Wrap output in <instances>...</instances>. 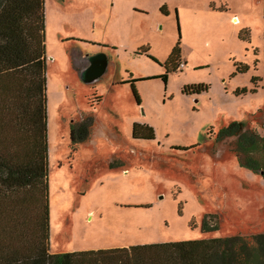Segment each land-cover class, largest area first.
Here are the masks:
<instances>
[{
    "label": "rangeland",
    "instance_id": "1",
    "mask_svg": "<svg viewBox=\"0 0 264 264\" xmlns=\"http://www.w3.org/2000/svg\"><path fill=\"white\" fill-rule=\"evenodd\" d=\"M262 5L44 0L50 254L264 233V149L256 173L241 165L235 138L217 140L233 123L264 138ZM177 42L185 60L168 66L166 83L146 80L165 74ZM94 56L108 68L87 82ZM193 84L208 90L184 95ZM2 120L10 140L12 111ZM134 123L155 139H133Z\"/></svg>",
    "mask_w": 264,
    "mask_h": 264
},
{
    "label": "trees",
    "instance_id": "2",
    "mask_svg": "<svg viewBox=\"0 0 264 264\" xmlns=\"http://www.w3.org/2000/svg\"><path fill=\"white\" fill-rule=\"evenodd\" d=\"M160 11L166 14L163 7ZM44 13V0H0V264H264V233L249 239L233 236L49 253ZM262 19L264 91V0ZM180 54L177 42L164 64L165 74L146 80L166 83L167 74L178 68ZM134 82L130 79L123 84L131 85L140 105ZM207 90L206 85L193 84L184 86L182 93L197 95ZM247 92L237 89L234 95ZM6 108L13 118L14 136L10 140L1 135ZM85 124L84 138L92 123ZM78 131L83 133L80 126ZM131 135L136 139L155 138L151 127L138 123L132 125ZM231 137L236 138L235 153L241 165L261 172L263 161L254 155L263 151L264 138L246 129L245 124L233 123L220 130L217 140ZM205 230L214 232L217 225L207 223Z\"/></svg>",
    "mask_w": 264,
    "mask_h": 264
},
{
    "label": "water",
    "instance_id": "3",
    "mask_svg": "<svg viewBox=\"0 0 264 264\" xmlns=\"http://www.w3.org/2000/svg\"><path fill=\"white\" fill-rule=\"evenodd\" d=\"M98 58H103L98 60ZM89 67L83 71L87 82H93L98 79L105 71L107 62L102 56H94L89 59Z\"/></svg>",
    "mask_w": 264,
    "mask_h": 264
},
{
    "label": "crops",
    "instance_id": "4",
    "mask_svg": "<svg viewBox=\"0 0 264 264\" xmlns=\"http://www.w3.org/2000/svg\"><path fill=\"white\" fill-rule=\"evenodd\" d=\"M106 46H108V45H106ZM107 58V57H106ZM180 60H182V62H183V60H185V59H183V57H182V54H180ZM89 59L86 61V62H84L85 63V66H84V68L82 69V71H84L85 70V68L86 67H88V64H89ZM149 61H152V60H149ZM152 63H154L153 61H152ZM184 64V63H183ZM185 65V64H184ZM108 68V58H107V64H106V69ZM106 69H105V71H106ZM104 71V72H105ZM123 80H120V81H117V82H122ZM123 82H125V81H123Z\"/></svg>",
    "mask_w": 264,
    "mask_h": 264
},
{
    "label": "flooded vegetation",
    "instance_id": "5",
    "mask_svg": "<svg viewBox=\"0 0 264 264\" xmlns=\"http://www.w3.org/2000/svg\"><path fill=\"white\" fill-rule=\"evenodd\" d=\"M104 58H105V61L107 62V58H106V56H104ZM102 60L103 58H98V60ZM154 62V61H153ZM154 63H156V62H154ZM88 67H89V64H88ZM142 133H145V131L144 132H142ZM131 134H132V130H131ZM132 136V135H131ZM133 138V137H132ZM231 138H234V137H231ZM133 139H136V138H133ZM155 139V138H154ZM153 139V140H154ZM236 139V138H235ZM136 140H146V139H139V138H137Z\"/></svg>",
    "mask_w": 264,
    "mask_h": 264
},
{
    "label": "built area",
    "instance_id": "6",
    "mask_svg": "<svg viewBox=\"0 0 264 264\" xmlns=\"http://www.w3.org/2000/svg\"><path fill=\"white\" fill-rule=\"evenodd\" d=\"M183 66H184V64H183V63H182V64H180V68H181V67H183Z\"/></svg>",
    "mask_w": 264,
    "mask_h": 264
}]
</instances>
